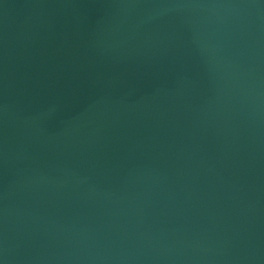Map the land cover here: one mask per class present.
Returning a JSON list of instances; mask_svg holds the SVG:
<instances>
[{
	"label": "water",
	"instance_id": "95a60500",
	"mask_svg": "<svg viewBox=\"0 0 264 264\" xmlns=\"http://www.w3.org/2000/svg\"><path fill=\"white\" fill-rule=\"evenodd\" d=\"M3 264H264V0H0Z\"/></svg>",
	"mask_w": 264,
	"mask_h": 264
},
{
	"label": "snow or ice",
	"instance_id": "6c2138e0",
	"mask_svg": "<svg viewBox=\"0 0 264 264\" xmlns=\"http://www.w3.org/2000/svg\"><path fill=\"white\" fill-rule=\"evenodd\" d=\"M0 264H3V261L2 260H0Z\"/></svg>",
	"mask_w": 264,
	"mask_h": 264
}]
</instances>
